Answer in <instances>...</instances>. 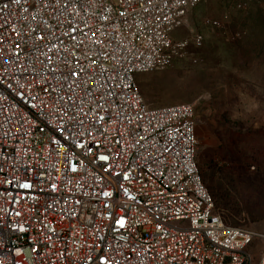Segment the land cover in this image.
Returning <instances> with one entry per match:
<instances>
[{
    "label": "built area",
    "instance_id": "2783aa9c",
    "mask_svg": "<svg viewBox=\"0 0 264 264\" xmlns=\"http://www.w3.org/2000/svg\"><path fill=\"white\" fill-rule=\"evenodd\" d=\"M199 1L0 0V264H264L202 182L193 102L134 78L185 55Z\"/></svg>",
    "mask_w": 264,
    "mask_h": 264
},
{
    "label": "rangeland",
    "instance_id": "374dc122",
    "mask_svg": "<svg viewBox=\"0 0 264 264\" xmlns=\"http://www.w3.org/2000/svg\"><path fill=\"white\" fill-rule=\"evenodd\" d=\"M171 35L186 39L185 55L134 74L140 92L149 106L193 102L203 184L235 204L233 215L215 203L217 212L264 235V0H200ZM253 247L256 262L264 240Z\"/></svg>",
    "mask_w": 264,
    "mask_h": 264
},
{
    "label": "trees",
    "instance_id": "16d2710c",
    "mask_svg": "<svg viewBox=\"0 0 264 264\" xmlns=\"http://www.w3.org/2000/svg\"><path fill=\"white\" fill-rule=\"evenodd\" d=\"M195 120H196V116H195ZM196 164H197V161H196ZM198 168V167H197ZM198 171H199V169H198ZM199 174H200V172H199ZM201 176V175H200ZM202 179V178H201ZM202 182H203V179H202ZM209 188H210V190L212 191V195H213V197L211 196V194H210V196H211V198H212V200H213V204H214V209H215V211L217 212V207L219 206L220 207V205H222V207H223V209H225V210H227V213L229 214V215H233V213H234V211H235V204H234V202L232 201V199L231 198H229V196H227V195H223L222 193H220L219 191H218V189H216V188H212L211 186H209ZM215 203H216V206H215ZM224 222V221H223ZM225 223V222H224ZM226 224V223H225Z\"/></svg>",
    "mask_w": 264,
    "mask_h": 264
}]
</instances>
